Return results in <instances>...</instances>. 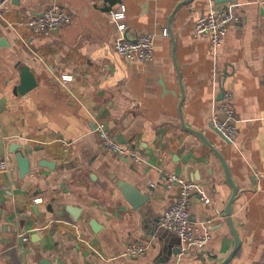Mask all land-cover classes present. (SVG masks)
<instances>
[{
	"label": "crops",
	"instance_id": "1",
	"mask_svg": "<svg viewBox=\"0 0 264 264\" xmlns=\"http://www.w3.org/2000/svg\"><path fill=\"white\" fill-rule=\"evenodd\" d=\"M185 1L0 0V264H220L228 258L235 238L225 209L233 189L216 154L182 126L179 73L185 125L221 152L239 187L232 216L241 247L229 264H264V0H192L170 29ZM55 6L71 23L50 36L35 33L33 20ZM121 6L125 18L117 21L113 13ZM211 7L236 17L217 57L208 38L194 36L195 21ZM121 23L129 39L156 36L154 60L127 61L116 53ZM24 68L36 87L19 94ZM221 105L237 121L234 144L211 125ZM99 124L144 162L109 152L93 132ZM14 146L30 159L25 177ZM162 172L201 188L190 203L196 233L216 221L205 248H186L160 226L178 197ZM120 182L147 202L134 209ZM133 243L146 244L147 252L128 256Z\"/></svg>",
	"mask_w": 264,
	"mask_h": 264
},
{
	"label": "built area",
	"instance_id": "2",
	"mask_svg": "<svg viewBox=\"0 0 264 264\" xmlns=\"http://www.w3.org/2000/svg\"><path fill=\"white\" fill-rule=\"evenodd\" d=\"M104 2L105 0H98ZM126 8L121 6L120 10L113 13V18L121 21L125 18ZM70 14L60 7H52L43 12L38 18L33 20L31 27L35 33L44 36H50L59 29L71 23ZM236 17L232 11H220L211 7L206 15L200 16L194 23V36L196 40L207 39L211 45V51L214 57L219 56L228 34L229 24ZM120 37L115 42L116 53L127 61L150 62L154 60L156 36L154 34L141 35L135 39L127 38L124 33L126 25H119ZM163 36L167 37L165 30ZM73 79L72 76H63L62 81L67 83ZM229 96V95H228ZM218 113L225 115V119L219 118ZM237 121L233 117L232 110L227 105H221L214 110L211 120L212 127L218 129L224 137L231 143H235L237 136ZM98 134L107 150L113 154L131 159L137 164L144 162L143 158L134 150L131 145L118 143L104 124H99L94 131ZM65 150L69 151L71 143L62 142ZM2 171L7 169L5 162L1 163ZM161 181L166 184L169 190L177 189L178 197L174 204L167 209L160 218V226L176 234L186 248L203 249L212 238L210 225L216 223L215 220L203 223L204 232L201 235L196 233V224L191 220V198L195 193H201V188L196 184L187 182L174 173L162 172ZM153 187V185H152ZM205 205L211 203L210 199L202 196ZM37 207L43 206V203L35 200ZM28 217L33 223L38 219L34 216L32 210L27 212ZM24 242L28 241L27 235L21 236ZM148 246L144 243H133L127 249V255L130 257H141L147 252Z\"/></svg>",
	"mask_w": 264,
	"mask_h": 264
},
{
	"label": "water",
	"instance_id": "3",
	"mask_svg": "<svg viewBox=\"0 0 264 264\" xmlns=\"http://www.w3.org/2000/svg\"><path fill=\"white\" fill-rule=\"evenodd\" d=\"M192 0H186L185 2L180 3L174 13L172 14V16L170 17L169 20V28L172 29V19L174 18V16L176 15V13L178 12V10L180 9V7H182L185 4L190 3ZM212 2H214L215 4L218 5H223V4H227L230 1L229 0H211ZM179 78L181 81V90H182V100L180 102V114H181V121H182V126L186 129L191 131L192 133H194L198 138H200V140L207 145L209 148H211V150L216 154V156L219 158V160L221 161L225 174H226V180L228 185L233 189V195L230 198L226 209H225V216H226V221L228 223V226L230 227L234 238H235V247L233 249V251L231 252V254L228 256V258L223 261L220 264H229L233 258L236 256L237 252L239 251L240 247H241V238L240 235L235 227L234 224V220H233V216H232V211H233V204L236 201L237 197H238V193H239V187L236 185V183L234 182L233 178H232V174L229 168V165L226 161V159L224 158V156L221 154V152L215 148L212 143L207 139L206 136H204L203 133L193 130L191 128H188L185 125L184 119H183V114H182V105H183V101H184V97H185V92L183 89V85H182V78H181V74L179 73ZM35 77L34 75L29 71L28 68H24L21 71V86H19L18 88V92L19 94H26L27 92L31 91L33 88L36 87V82H35ZM215 131L219 134V136H221V138H223V140H225L226 142L230 143L231 142L229 140H227L224 135L216 128H214ZM21 149V146H14L11 148V151L14 153H16V157L19 163V167H20V174L22 177H25L27 174H29L30 172V159L27 158L26 156L23 155V153L21 152H16L17 150ZM118 186L121 188V191L123 192L125 198L130 202V204L133 206L134 209H139L141 206H143L146 202H147V196H143L135 187H133L132 185L126 183V182H120L118 184ZM78 211H73V213H77ZM43 264H51L50 262H46L44 261ZM108 264H113V263H108Z\"/></svg>",
	"mask_w": 264,
	"mask_h": 264
}]
</instances>
